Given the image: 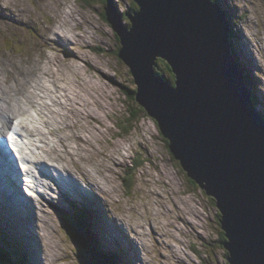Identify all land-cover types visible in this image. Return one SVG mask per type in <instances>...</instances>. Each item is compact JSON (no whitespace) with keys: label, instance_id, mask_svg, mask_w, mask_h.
<instances>
[{"label":"rangeland","instance_id":"obj_1","mask_svg":"<svg viewBox=\"0 0 264 264\" xmlns=\"http://www.w3.org/2000/svg\"><path fill=\"white\" fill-rule=\"evenodd\" d=\"M111 1L119 13H131L129 9L133 0ZM219 2L230 19L234 34L232 44L237 50V57L249 71V81L258 100L257 107L264 115V0ZM107 4L110 3L106 0H0V74L10 70L8 74L13 78L5 82L6 75L0 76V95L5 84L16 85L25 95L24 89L30 90V86L38 80L41 67L49 64L47 57H56L59 72L52 65L46 68L54 71L56 83L69 88L70 97L80 100L83 109L73 111L67 107L63 110L56 99L50 115L56 118L59 127L61 123L65 125L62 129L69 139L72 153L67 156V162L76 172V177L85 179L86 185L92 189L86 192H110L101 193L100 198L109 205L107 209L111 218L116 224L125 225L123 235L126 233L137 241L127 242L126 248L119 240L135 256L131 257L130 264H227L225 251L219 242V211L216 205L202 189L190 183L179 163L168 152L154 121L146 113H140L133 128L127 126L129 131H125L123 117L127 118L139 105L126 96V89L135 87L134 80L129 67L116 56L121 47L120 40L105 19ZM65 15L69 16L66 20ZM120 22L126 25L122 19ZM60 27L61 31H57L63 38L55 41L53 33ZM65 30L72 32L67 35L72 37L71 41L64 36ZM16 80L21 82H13ZM45 93L54 97L57 94L58 97L63 96L62 92L52 93L49 89L39 94ZM70 102L67 100V103ZM29 113L34 114L35 110L28 109ZM64 114L66 119L60 117ZM17 122L14 121V126ZM38 125L46 133L45 143H41L43 146L50 142L59 144V135L47 134L53 125ZM75 135H81L88 142L75 139ZM135 161L141 166L132 167ZM52 163L56 164L54 159ZM87 197L83 201L91 206L95 201L94 195ZM49 199L51 203L38 213L39 218H35L42 236L30 234V230L36 231L32 216L19 219L29 228L28 235L23 234L25 241H31V235L43 250L30 247L32 251H37L34 260L39 262V256L45 260L44 264H49V261L52 264H87L81 246L62 228L64 225L60 219L64 217L56 208L65 209L71 201L64 203L62 197ZM77 200L80 202V199ZM78 201H75L77 204L71 216L87 211ZM0 208L5 216V210ZM12 220L13 223L1 221L0 229L11 239L18 240L22 231L14 227L10 232L7 226L14 224L18 217ZM129 224L134 231L137 230L135 232L142 242L133 235ZM4 226L6 229L3 230ZM151 229L154 232L152 236ZM44 234L47 235L42 238ZM107 235L102 236L108 238ZM95 239L104 251H108L99 233L95 232ZM0 246L9 252L6 243ZM174 251L179 252L178 258ZM120 259L123 264L121 255Z\"/></svg>","mask_w":264,"mask_h":264},{"label":"water","instance_id":"obj_2","mask_svg":"<svg viewBox=\"0 0 264 264\" xmlns=\"http://www.w3.org/2000/svg\"><path fill=\"white\" fill-rule=\"evenodd\" d=\"M133 1L129 27L111 4L105 16L136 102L187 178L215 201L228 262L264 264V117L231 52L226 15L212 0ZM157 59L169 64L174 86L155 74Z\"/></svg>","mask_w":264,"mask_h":264},{"label":"bare ground","instance_id":"obj_3","mask_svg":"<svg viewBox=\"0 0 264 264\" xmlns=\"http://www.w3.org/2000/svg\"><path fill=\"white\" fill-rule=\"evenodd\" d=\"M68 17H69L68 15H65L64 20H66ZM61 29L62 28L60 27L55 30L61 31ZM65 31L66 32H63V34L64 36L68 37L67 35L70 34L71 31L70 30H65ZM48 33L51 34L50 31H48ZM53 34H54L53 36L56 39L53 38L52 39L55 41H58V39L63 38V36H61L59 31L54 32ZM69 40L71 41L72 37L69 38ZM46 46L48 45L46 44ZM59 48L62 50V46L59 45ZM51 50L54 51L55 49H51ZM235 51H236L235 54L237 56V50L235 49ZM63 54L65 55L64 51ZM47 60L49 61V64L41 67V69L39 70L40 75L37 78L38 80L34 81V85L30 86L31 87L30 90L24 89L25 95L21 93L19 87H17L16 85L13 86L12 84L11 85L5 84L6 86L3 88L2 93L0 95V122L3 123L4 126H6L8 129L12 128L13 132L17 136L19 135V131L21 129L23 133L26 134L25 136L26 138H34V140L28 139V144L26 145L25 147L26 150L24 151L25 156L28 157L26 154L28 151L29 154L35 157L34 160L30 158L33 164H38L43 166L45 165L44 167L48 169V167H46V164L49 163L51 164V166L55 168L57 172V173L50 172L49 170V175H47L48 179L45 177L41 178V176H39V178L35 180L34 185L40 187V185L43 184L42 185L43 190L39 194L41 196V200L38 202L37 205H35L28 200L29 197H27L26 195L24 196V193L23 196L19 195L17 192V186L14 183H12L10 180V175L14 176L21 173L20 169L18 167L15 168L7 157L5 156L1 157L2 166L0 167V188L3 187L4 189L0 190V207H2L5 210V216L7 213L6 218L10 220L11 223H13L12 219L15 217L19 218L21 215L23 217H26L27 215H30V213L34 214V212L41 213L44 210V207H47V204L51 203L49 197L57 198V199H60L62 197L65 203L71 201L70 194H72L74 199H80V202L81 204H83V207L85 209L91 210L93 212H95L94 205L99 206L102 209V211L104 207L108 206L105 200L99 198L98 192H91L92 195L86 192V190L92 191V189L90 190V187L87 185H86L87 189L82 187L79 181L81 180L84 181L83 178L78 179L76 177V172L67 162V156L70 157L72 153L70 152L71 145H69L70 143L69 139L66 137L65 131L62 129L63 127H65V125L63 126V123H61L59 127V123L56 124L55 122L56 118L50 115V113H52L51 109L54 106L53 104L56 103V99L58 100L59 107L63 110L67 109V107L68 108L70 107V109L73 111H81L83 109V105H80L79 102L80 100L78 101L75 100L74 97L73 98L70 97L71 93L68 90L69 88L57 84L55 80L54 71L52 72L49 68L48 69L46 68L47 66L52 65L56 70V72H59L58 70L60 68V65L59 66L57 65L58 61L56 60V57L50 55L47 57ZM77 60L80 61V58H77ZM70 63H71V59H70ZM42 68L46 69V71H42L43 70ZM9 71L10 70H6L5 74L2 73L0 74V76L6 75L3 80L5 82L13 79L11 78V75L8 74ZM77 71H79V68H77ZM17 81L21 82L20 80H16L13 82H17ZM48 89L52 93H54V91H57L58 93L62 92L63 96L58 97L57 94L55 95L56 97L55 98L54 96H51L49 93H45L43 95L39 94L42 92V90L48 91ZM11 98L14 100H8ZM15 100H18V102H16ZM67 100L71 102L67 103ZM27 107L31 109H35V110L39 109V110L36 111L37 112L36 115L30 116L28 114ZM62 116L66 117V114L60 115V117ZM14 120H20V122H18V128L13 127ZM38 124L47 125V126L53 125L54 127L49 128L47 134L51 136L59 135L60 136L59 144L56 145L53 143H49L43 146L36 143L39 142L44 144L46 140V133H44V131L41 129V127ZM1 134L2 133L0 128V135ZM74 138L77 140L80 139L83 140L84 142H88V140L87 139L84 140L81 135H75ZM2 151L3 150L0 145V153ZM53 159L57 165L52 163ZM15 177L16 176H14V178ZM63 180H66L68 184L64 183ZM97 186L99 187L98 182H97ZM7 191L12 194L11 197H6L5 193ZM50 192H52V194ZM29 195L33 196V193L29 192ZM93 195L95 199V201L93 202L94 204L92 203L91 206L86 205L83 200L88 198L87 196L93 197ZM29 199L31 200V198ZM25 207H29V209L26 208V210L29 211V213L25 212V214H23V210L25 209ZM98 221L101 227L104 228V232L109 233L111 239L117 241L116 237L114 236L111 230L110 223L106 220V215L103 219L99 217ZM114 227L117 231H119L120 228L125 227V225L122 223L121 224L117 223L114 225ZM133 233L137 236V239H139L140 241L142 240V238L137 232L133 230ZM30 234L36 236L35 232H32L31 230H30ZM40 249L41 251H43L41 247ZM177 252L178 251H174L173 253L178 258L179 252L178 253ZM30 253L33 254L35 252L30 249ZM33 261L38 262L37 259L36 261L35 260ZM49 264H52L51 261H49Z\"/></svg>","mask_w":264,"mask_h":264},{"label":"trees","instance_id":"obj_4","mask_svg":"<svg viewBox=\"0 0 264 264\" xmlns=\"http://www.w3.org/2000/svg\"><path fill=\"white\" fill-rule=\"evenodd\" d=\"M212 2L217 4V5L220 4L219 0H212ZM130 8H131L132 14H133V12L138 11V6L136 5V3L134 1H133L132 6ZM122 18H123V21L126 23V26L129 27L130 26V20L126 16H123ZM228 34H229V46L232 48L233 52L232 51L231 52H232L233 56L235 57L236 51H235V48H233V44H232V38H233L232 37V34H233L232 29ZM116 56H118V51L116 53ZM235 61L237 62L238 67L243 74L244 69L242 67L241 61L239 60V58L237 56L235 57ZM155 74L158 77L162 78L165 82L171 83L174 86L175 76H174L169 64H167L164 60H161V59L156 60ZM243 76H244L245 81H246V86L252 90L253 87L251 85V82L249 81V75L246 73V75L243 74ZM129 88H132V87H129ZM126 90H127L126 96L130 100H132V101L135 100V102H136V98H135L136 92H137L136 86L131 90H129V89H126ZM252 92H253V90H252ZM252 103L255 105V107L258 105V100L255 96L252 97ZM139 106H136V108L130 112V114L128 115L127 118L123 117L122 122H125V128H126V129L123 128V130L125 129L126 132L129 131L127 129V126H130L131 129L133 128V123H135V120L139 116L140 113H144V114L146 113V111L143 109V107L142 106L139 107ZM151 119L156 124V121L153 118H151ZM116 124H118V120H116ZM164 142H165V145L168 149L167 140L164 139ZM168 152H169V150H168ZM140 165H137L136 167H139ZM189 181H190V183L194 184L195 187L197 186L193 181H191V180H189ZM211 201L215 204V201L212 198H211ZM217 217H218V221H219V219H220L219 213H218ZM73 225H74V227H73V229L70 230V232L72 233L73 238L75 239L74 241L76 242V244L81 246L82 255H83L84 259L86 260L87 264H117L113 259H109V257L102 255L100 253V251L97 248V245H95L93 243L92 239L90 238V234H89V232L85 226V223L82 220L76 219L75 223ZM219 226H220V223H219ZM219 235H220V241H219L220 246L225 251L226 263L230 264L227 260V257L229 256V252L225 249V247L223 245L227 241V239H226L225 232L221 229V226H220V234ZM8 245H9V247H12L13 251H12V253H9V252H5L2 248H0V264H24L23 262H24L25 256L22 254L19 255L18 249L16 248V246L11 245V244H8Z\"/></svg>","mask_w":264,"mask_h":264}]
</instances>
